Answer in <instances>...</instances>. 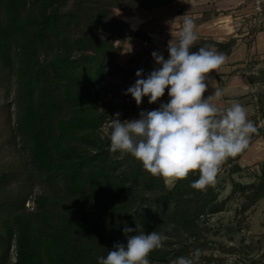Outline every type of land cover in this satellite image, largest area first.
Listing matches in <instances>:
<instances>
[{"label": "trees", "instance_id": "obj_1", "mask_svg": "<svg viewBox=\"0 0 264 264\" xmlns=\"http://www.w3.org/2000/svg\"><path fill=\"white\" fill-rule=\"evenodd\" d=\"M176 1L0 0V71L13 86L12 136L41 186L33 197L24 193L0 201V264H98L138 230L168 237L150 253L151 264H170L196 249L202 253L198 264H209L201 218L223 211L236 192L244 198L242 212L264 198V160L251 182L231 177L243 170L238 160L247 149L223 163L231 182L223 199L218 176L214 185L194 189L197 170L169 187L131 154L109 150L112 118L120 113L123 122L137 112L135 100L125 94L135 66H121L116 58L125 41L151 40L115 10L166 14ZM201 13L196 23L219 12ZM261 28L264 24L253 25L249 32ZM236 41L199 36L192 51L210 46L229 56ZM167 49L155 52L167 56ZM258 62L244 67L248 82L257 85L249 93L256 104L249 119L255 126L258 118L264 124V66L255 70ZM257 129L250 144L262 134ZM13 180V173L1 172L0 189ZM30 198L31 209L25 207ZM125 227L134 231L125 233Z\"/></svg>", "mask_w": 264, "mask_h": 264}, {"label": "clouds", "instance_id": "obj_2", "mask_svg": "<svg viewBox=\"0 0 264 264\" xmlns=\"http://www.w3.org/2000/svg\"><path fill=\"white\" fill-rule=\"evenodd\" d=\"M199 35L194 20L184 16L178 41L168 44L169 58L153 52L160 68L147 78H140L143 69L136 72L134 85L127 89L137 105L145 96L149 104L157 102L168 89L169 101L158 109L141 111L139 119L119 120L116 113L110 122V151L131 154L153 176L173 181L182 180L194 171L199 179L194 189H204L216 183L221 166L230 157L244 152L258 129L248 119L247 109L233 101L221 109L217 101L224 92L215 88L205 98L208 74L219 69L227 60L224 53L205 46L192 51ZM125 233L134 230L123 229ZM168 237L152 231L130 235L126 244L117 243L98 264H151L150 253L161 249ZM202 253L196 249L190 256L171 260L170 264H198Z\"/></svg>", "mask_w": 264, "mask_h": 264}, {"label": "rangeland", "instance_id": "obj_3", "mask_svg": "<svg viewBox=\"0 0 264 264\" xmlns=\"http://www.w3.org/2000/svg\"><path fill=\"white\" fill-rule=\"evenodd\" d=\"M249 1L245 0L240 5L227 9V13L225 11L223 14L228 15V20L231 19L229 16L232 17L231 26L233 28L231 29L239 35L247 37L250 42L255 34L249 32L250 28L253 25L257 26V24L251 23L253 15L250 13V6H246ZM176 8V5H172L167 9L168 13L166 14L129 12L116 9V17L122 19L137 18L138 24L135 30L138 28L144 29L151 39L149 43H145L141 39L125 41L121 53L116 58V62L121 66H135L136 72L143 69V74L140 78H147L153 70L160 68L161 65L157 64L153 56L148 53L150 51L154 52L155 49L164 45L168 46L170 41H178V34L183 26L184 17L180 21L177 20ZM163 16L168 17L162 19ZM195 19H193L194 22ZM222 19H225V17ZM224 21L226 19L215 20L214 26H218ZM263 24L264 20L261 25ZM246 31H248V34H246ZM97 33L101 34L102 32L98 31ZM164 58L167 60L169 55L164 56ZM136 59H138L137 62L135 61ZM257 60L259 62L255 66V70L264 66L263 59ZM6 76L5 73L0 71V173L4 171L11 172L14 174V180L7 185L6 189H0V201H9L11 197L20 196L24 193H31L33 197L41 191L37 174L30 171L28 166H25L17 140L12 136L11 127L14 122V105L11 102L13 86ZM136 79L137 76L131 78L128 82V87L134 85ZM256 87L257 85H255L254 89ZM137 107V112L129 116L127 120L139 119L141 111L157 109V102L149 104V101H144ZM227 168L228 166L222 165L218 174L217 185L221 187L219 199L225 198L231 189ZM258 169L259 164L247 165L243 167L240 173H234L231 177L236 181L248 183L254 180V175L258 172ZM164 179L169 187L174 182L167 178ZM243 201L244 198L241 193L236 192L226 202L223 211L207 215L199 221L202 229L201 239L207 241L209 247L203 253L212 258L209 264H264V198L260 199L245 212L240 211ZM32 206L33 202L30 198L25 202V207L31 209Z\"/></svg>", "mask_w": 264, "mask_h": 264}, {"label": "crops", "instance_id": "obj_4", "mask_svg": "<svg viewBox=\"0 0 264 264\" xmlns=\"http://www.w3.org/2000/svg\"><path fill=\"white\" fill-rule=\"evenodd\" d=\"M244 1L245 0H177L173 5L177 6L178 21L184 16L193 19L199 18L202 14L201 12L205 9H212L219 12L217 15H212L211 18L205 22L196 23L195 21L198 35L212 36L217 40H227L230 37H237L231 54L226 56V62L219 69L208 74V79L206 80L208 89L206 93L208 97L214 94L215 88L218 87L222 89L224 95L217 101L218 106L221 109H225L229 107L233 101H238L247 109L248 119H250L256 112V104L255 101L251 99L249 92L254 91L255 86H252L248 82L246 76L247 71L244 70V67L252 59H264V28L257 30L249 43L247 37H243L231 29L233 28V26H231L232 17L229 16L231 19L228 20V15L221 12L238 6ZM246 4V6H251L250 1ZM166 17L168 16H163L162 19ZM224 17L226 19V21H224L225 23L222 22V24L214 26L215 20H225L222 19ZM169 99L168 94H164V96L157 101V109L161 104L168 103ZM144 101H149V97L142 102ZM256 127L261 129L262 134L249 145L247 150L239 158L238 163L242 167L247 165H258L264 160V124L262 123V119L258 118Z\"/></svg>", "mask_w": 264, "mask_h": 264}, {"label": "built area", "instance_id": "obj_5", "mask_svg": "<svg viewBox=\"0 0 264 264\" xmlns=\"http://www.w3.org/2000/svg\"><path fill=\"white\" fill-rule=\"evenodd\" d=\"M250 4V13L253 15L251 23L259 26L264 20V0H250ZM246 34H248V31H246Z\"/></svg>", "mask_w": 264, "mask_h": 264}, {"label": "bare ground", "instance_id": "obj_6", "mask_svg": "<svg viewBox=\"0 0 264 264\" xmlns=\"http://www.w3.org/2000/svg\"><path fill=\"white\" fill-rule=\"evenodd\" d=\"M125 21H128L130 24H131V28L132 29H135L136 28V25L138 24V20L137 18H130V19H126V18H123Z\"/></svg>", "mask_w": 264, "mask_h": 264}]
</instances>
